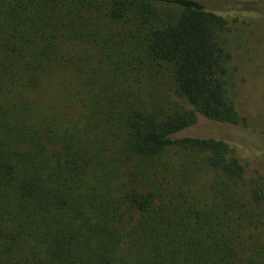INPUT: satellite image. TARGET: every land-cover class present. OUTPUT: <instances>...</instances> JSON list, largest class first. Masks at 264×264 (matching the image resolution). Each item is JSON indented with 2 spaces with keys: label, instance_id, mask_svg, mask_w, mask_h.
<instances>
[{
  "label": "trees",
  "instance_id": "16d2710c",
  "mask_svg": "<svg viewBox=\"0 0 264 264\" xmlns=\"http://www.w3.org/2000/svg\"><path fill=\"white\" fill-rule=\"evenodd\" d=\"M239 23L264 0H0V264H264V172L186 134L249 125Z\"/></svg>",
  "mask_w": 264,
  "mask_h": 264
},
{
  "label": "rangeland",
  "instance_id": "374dc122",
  "mask_svg": "<svg viewBox=\"0 0 264 264\" xmlns=\"http://www.w3.org/2000/svg\"><path fill=\"white\" fill-rule=\"evenodd\" d=\"M229 39L239 67L238 109L249 125L237 127L200 117L186 134L226 139L249 163V173L255 169L264 172V27L234 24Z\"/></svg>",
  "mask_w": 264,
  "mask_h": 264
}]
</instances>
